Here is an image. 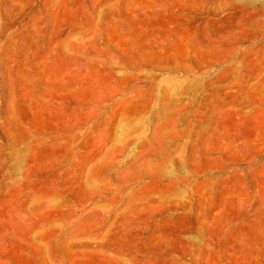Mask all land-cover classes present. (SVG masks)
Returning <instances> with one entry per match:
<instances>
[{
    "label": "rangeland",
    "instance_id": "1",
    "mask_svg": "<svg viewBox=\"0 0 264 264\" xmlns=\"http://www.w3.org/2000/svg\"><path fill=\"white\" fill-rule=\"evenodd\" d=\"M0 264H264V0H0Z\"/></svg>",
    "mask_w": 264,
    "mask_h": 264
}]
</instances>
